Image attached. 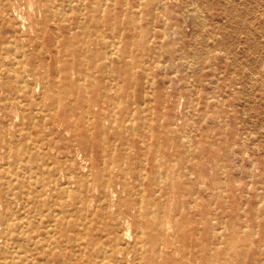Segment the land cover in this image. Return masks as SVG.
<instances>
[{"label":"bare ground","instance_id":"6f19581e","mask_svg":"<svg viewBox=\"0 0 264 264\" xmlns=\"http://www.w3.org/2000/svg\"><path fill=\"white\" fill-rule=\"evenodd\" d=\"M104 2L28 0L33 18L25 28L11 22L16 0H0V19L16 34L0 45V264H242L231 237L236 218L217 225L214 216L183 213L189 179L194 174L198 183L205 158L217 170V195L223 187L233 191L229 180H242L237 164H229L230 144L205 142L206 129L195 139L175 134L189 122L180 127L175 113L165 124L168 134L157 135L153 93L134 89L137 65L158 67L166 57L187 78L200 71L203 58L232 54L229 37L240 28L248 54L256 45L252 24L229 4L224 33L194 35L204 45L192 54L182 40L175 49L168 37L186 15L195 23L193 34L206 28L199 5L174 15L169 0ZM45 33L55 36L48 58L40 53L49 47ZM231 134L237 137L234 128ZM259 164L249 169L242 191L245 203L263 209L264 157ZM199 221L208 227L188 230Z\"/></svg>","mask_w":264,"mask_h":264},{"label":"rangeland","instance_id":"374dc122","mask_svg":"<svg viewBox=\"0 0 264 264\" xmlns=\"http://www.w3.org/2000/svg\"><path fill=\"white\" fill-rule=\"evenodd\" d=\"M130 1L136 2V0ZM16 3L18 6L15 17L13 16L11 22L18 21L19 24H24L25 28H29L28 24L31 22L33 14L28 0H16ZM104 3L111 5L112 0H106ZM229 4L239 9V15L252 24L251 37L254 41L253 44L256 45L251 47L248 54L244 52L246 50L244 41L247 35L245 29L240 28L239 32H234L229 37V45L234 50L232 54L222 52V55L209 57L208 59L203 58V64H197L200 71L197 74L189 75L187 78H180V73L172 70L166 57H161L158 67L154 62L149 61L137 65L136 77L138 84L136 87L134 86V92L138 94L140 92L153 93L154 124L157 135H159V131L162 132V135L168 134L169 130H167L165 124L172 120L171 115L175 113L177 124L180 127H183L187 120L195 124H188V122L186 128H180L175 131V134L182 136L183 133L187 132L188 136L195 139V135L206 129L208 134L202 136L205 142L210 143V141L216 140L219 143L224 141L226 144H230L233 155L229 164H237V176L242 180L238 182H233L232 179L229 180L233 191L223 187L222 194L217 195V191L220 189L215 188L213 184L217 170L213 168L211 160L205 158L204 173L199 176L198 183L195 182L194 174L191 175V180L189 179L190 183L187 185L189 192L183 198L186 206L183 213L193 212L192 214H195L198 218L201 214L205 219L208 215L214 216L217 225L229 223L232 218H236L237 229L231 231L236 259L242 264H264V208L257 209L255 201L245 203V196L242 191L247 185L246 178L249 169H260L259 163L264 157V147L261 145V140H264V0H169V7L173 10L174 15L180 12L187 14L190 9L197 5L201 9L199 11L200 15L207 22L205 29L200 28L198 32L196 31L193 34L195 23L192 25V19L186 15V20L180 27H176L175 24L169 30L170 33L173 32V36L168 38H172L175 49L181 46L178 41L182 40L185 52L191 51L194 54L199 46L204 45L196 43L195 38L198 40L200 36H203L206 29H213V32L219 36L224 33V27L229 24L228 11L226 10ZM116 5L117 7L121 6L120 3ZM188 9L189 11H187ZM106 13H108V9ZM115 13H119L118 8L113 12V14ZM113 14L110 12L108 16L113 18ZM116 17L119 19L121 16L118 17L117 15ZM0 26V45L16 37L12 27L10 28V23L0 19ZM53 27V22L50 27L48 25L49 30ZM64 34L69 35V32H64ZM194 35L195 38H193ZM41 38H44V43L50 49L48 51L49 47L44 46L41 48L40 53L43 57L48 58L56 49L52 44L55 36L45 33V36L42 35ZM64 38H66L64 35L60 36L62 41ZM210 44H213V41H210ZM240 61L243 62H241L242 70L238 72L234 67L238 68V62ZM73 64H76V62L74 61ZM144 69L147 71H144ZM236 74L237 78H233ZM186 79L188 83L190 81L188 87L184 86ZM188 79L190 80L188 81ZM161 119L164 126L159 129L158 125ZM222 125L224 127L221 132ZM232 128L237 131L236 138H232ZM241 137L244 139L243 142H240ZM221 153L223 156V149H221ZM230 165L228 166L229 169L234 168ZM226 174L223 175V178ZM183 179L181 181H184ZM195 196H197V201L200 204L189 207L191 202L196 204ZM208 211L210 214L207 213ZM255 214H258L256 218L254 217ZM130 226V230L133 232L136 229L135 220L131 219ZM206 227H208V222L205 224L199 221L187 225L189 231L192 228L195 230L200 228L203 231ZM172 232L176 231L172 229L171 234ZM202 236L205 238L204 235ZM79 260L82 261V259Z\"/></svg>","mask_w":264,"mask_h":264}]
</instances>
